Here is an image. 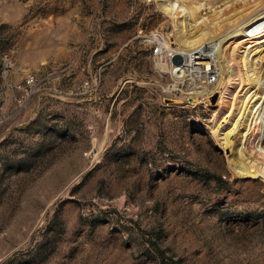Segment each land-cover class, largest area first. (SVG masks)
<instances>
[{"label":"rangeland","instance_id":"rangeland-1","mask_svg":"<svg viewBox=\"0 0 264 264\" xmlns=\"http://www.w3.org/2000/svg\"><path fill=\"white\" fill-rule=\"evenodd\" d=\"M171 28L153 0H0V264H264V180Z\"/></svg>","mask_w":264,"mask_h":264},{"label":"bare ground","instance_id":"bare-ground-1","mask_svg":"<svg viewBox=\"0 0 264 264\" xmlns=\"http://www.w3.org/2000/svg\"><path fill=\"white\" fill-rule=\"evenodd\" d=\"M153 1L171 21L169 52L183 55L171 67L204 78L188 86L193 100L219 91L210 126L233 173L264 180V0L249 9L248 0ZM256 122L258 153L247 143Z\"/></svg>","mask_w":264,"mask_h":264},{"label":"water","instance_id":"water-1","mask_svg":"<svg viewBox=\"0 0 264 264\" xmlns=\"http://www.w3.org/2000/svg\"><path fill=\"white\" fill-rule=\"evenodd\" d=\"M182 59H183V55H181L180 52L178 51H175L173 53H171V61L172 63H174L176 66L179 67L180 63L182 62ZM172 71L173 73L177 74V75H180L181 74V71H180V68L178 69H174L172 68ZM194 97H190V99H193Z\"/></svg>","mask_w":264,"mask_h":264},{"label":"built area","instance_id":"built-area-1","mask_svg":"<svg viewBox=\"0 0 264 264\" xmlns=\"http://www.w3.org/2000/svg\"><path fill=\"white\" fill-rule=\"evenodd\" d=\"M158 50H159L158 45L153 46V51H158Z\"/></svg>","mask_w":264,"mask_h":264},{"label":"trees","instance_id":"trees-1","mask_svg":"<svg viewBox=\"0 0 264 264\" xmlns=\"http://www.w3.org/2000/svg\"><path fill=\"white\" fill-rule=\"evenodd\" d=\"M204 175H208V173L206 172V173H204Z\"/></svg>","mask_w":264,"mask_h":264}]
</instances>
